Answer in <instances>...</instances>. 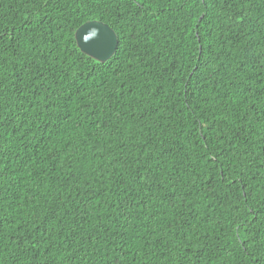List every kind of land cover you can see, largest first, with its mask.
Instances as JSON below:
<instances>
[{
	"label": "trees",
	"instance_id": "1",
	"mask_svg": "<svg viewBox=\"0 0 264 264\" xmlns=\"http://www.w3.org/2000/svg\"><path fill=\"white\" fill-rule=\"evenodd\" d=\"M0 264H264V0H0Z\"/></svg>",
	"mask_w": 264,
	"mask_h": 264
},
{
	"label": "water",
	"instance_id": "2",
	"mask_svg": "<svg viewBox=\"0 0 264 264\" xmlns=\"http://www.w3.org/2000/svg\"><path fill=\"white\" fill-rule=\"evenodd\" d=\"M74 40L80 52L98 63L107 62L115 53L117 36L106 24L92 20L74 31Z\"/></svg>",
	"mask_w": 264,
	"mask_h": 264
}]
</instances>
